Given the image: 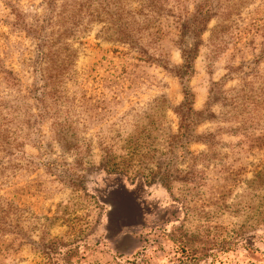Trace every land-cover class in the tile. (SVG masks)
Segmentation results:
<instances>
[{
    "label": "rangeland",
    "instance_id": "374dc122",
    "mask_svg": "<svg viewBox=\"0 0 264 264\" xmlns=\"http://www.w3.org/2000/svg\"><path fill=\"white\" fill-rule=\"evenodd\" d=\"M0 264H264V0H0Z\"/></svg>",
    "mask_w": 264,
    "mask_h": 264
},
{
    "label": "trees",
    "instance_id": "16d2710c",
    "mask_svg": "<svg viewBox=\"0 0 264 264\" xmlns=\"http://www.w3.org/2000/svg\"><path fill=\"white\" fill-rule=\"evenodd\" d=\"M188 68H189V66H188Z\"/></svg>",
    "mask_w": 264,
    "mask_h": 264
}]
</instances>
